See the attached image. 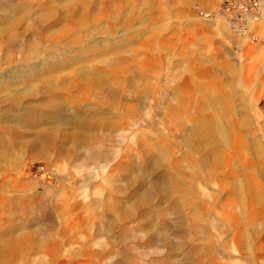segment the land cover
<instances>
[{
    "label": "rangeland",
    "instance_id": "obj_1",
    "mask_svg": "<svg viewBox=\"0 0 264 264\" xmlns=\"http://www.w3.org/2000/svg\"><path fill=\"white\" fill-rule=\"evenodd\" d=\"M5 1L10 0H0ZM17 1L11 0L12 4ZM25 1L32 13L19 32L38 14V4ZM219 1H63L69 14L50 30L63 26L69 30L59 42L45 44L65 64L53 72L64 74L54 78L53 85L60 79L64 84H58L61 88L53 94L26 95L24 101L39 108L49 94L56 104L50 110L53 115L73 118L74 113L85 116L94 111V120L112 118L116 127L99 131L109 135L105 142L89 144H73L74 130L60 127L52 134L56 146L29 147L16 157H0V264H119L123 258L124 264L184 263L178 247L184 238L170 233L167 244L157 238L163 223L177 224L176 214L169 211L170 197H150L134 206L133 217L121 222L113 218L116 204L134 205L128 198L131 190L143 195L136 181L145 143L164 145L180 161L184 173H171V182L185 201L182 229L190 237L187 246L203 247L202 264H264V162H256L251 148L253 142L254 148L256 142L264 147V19L257 24L261 26L254 43L241 40L220 19L208 21L199 15L200 10L217 7ZM45 52L42 47L38 57L30 59L23 51L26 57L20 56L25 57L26 66L14 53L7 73L20 69L21 81L38 73L45 58L50 59L47 64H56ZM82 68L114 74L122 91L109 96L103 88L74 86ZM1 72L4 79L7 75ZM134 85L144 88L141 97L132 96ZM210 86L227 103L228 121L237 123L227 129L229 141L239 135L244 143L242 152L232 150L230 169L241 173L239 166L249 165L246 173L259 184L255 202L246 197L243 211L235 203L219 204L231 194L208 185L207 177L199 174L203 170L199 155L190 153L182 141L183 125H189L197 113L219 114L209 103ZM104 96L116 106H109ZM129 104H136L134 114L125 111L124 105ZM13 122L12 118L6 121L10 126ZM60 132L72 136L62 140ZM91 153H98V158L83 163ZM130 165L136 168L130 171ZM148 171L146 179L157 172L151 166ZM148 210L152 227L142 229L140 215ZM170 245L173 255L167 258Z\"/></svg>",
    "mask_w": 264,
    "mask_h": 264
},
{
    "label": "bare ground",
    "instance_id": "obj_2",
    "mask_svg": "<svg viewBox=\"0 0 264 264\" xmlns=\"http://www.w3.org/2000/svg\"><path fill=\"white\" fill-rule=\"evenodd\" d=\"M33 1V3L38 4V11L36 10L38 12L37 17L31 23H28L21 32H19L20 30L18 27L24 20L26 21L29 19V16L32 13L31 10H27V2L25 0H18L14 4H12L11 0L0 2V72L6 69V71L1 73L7 75H5L6 77L4 79L0 75V95L1 93H4V96L0 98V157H16L18 154L25 152L29 147L47 149L50 146H56L57 140L52 137V134L55 130H60L57 129L60 127H67L74 130L76 138H72L73 144H89L90 142L95 141L105 142V140L109 138V135L105 133L100 134L99 131L103 130L108 132L110 129L114 130L116 127V122L112 118L94 120V111H88V114L85 116H80L79 114L74 113L72 115L74 116L73 118L64 116L59 117L51 114L50 110L56 106V104L50 101L48 96L49 94H53L54 89L61 88L60 85L64 84L60 83L62 81V79H60L59 81H56V83L60 85H53L54 78H60L64 75H54L55 73L53 72L64 68L65 64L62 63L63 61L59 54L56 53V51H53L48 44L50 42H59L63 39V34L69 30V26H63L53 32H51L50 28L55 22H58L59 20L64 21L69 14V9L64 5V0ZM262 2L264 4V0H262ZM104 4H108V1L104 2ZM44 5L47 7L42 8ZM53 18L57 19L53 21ZM204 19L208 21L212 19H220L224 23L225 28H227L224 19L219 16H212L209 19ZM20 39L23 41L19 42ZM46 42L48 44H45ZM19 43H21V45ZM3 47H8V49L5 51ZM42 47L43 50L46 51V57L54 59L53 62L56 64H47V61H50V59L45 58L43 62L44 66L39 69L38 73L30 74L26 80L21 81L18 78V75L21 72L20 69L15 72L12 70L7 73L8 64L12 63L15 58L14 53L17 55L19 54V56H25L23 55V51H26L27 58H37ZM8 52L12 54H8ZM21 56L19 58L23 60V63L26 66V56ZM124 67L125 66H121L119 68L124 70ZM73 83L74 86L78 87L83 86L84 88H91V86H95L99 89L103 88L108 92L109 96L119 93L123 89V87L121 88V82L114 74L109 72L97 74L91 69L83 68L77 71ZM261 84L262 83H259L258 85L260 86L259 89L262 87ZM17 85L22 86V89L19 90ZM132 88V96L133 93L137 94V97H141L144 94L142 93L144 88L135 85L132 86ZM210 88L213 92H211L209 96V103L219 111V114L204 116L199 112L194 117L192 116L193 118L190 120V124L183 125L181 131L182 141L190 153L199 155V161L203 169H199L202 172L199 174L207 177L206 181L208 185H215L219 191H228L231 194L219 204L223 205L224 203L226 205L228 202L235 203L243 211L246 209V197L250 199V201L252 200L255 202L259 184L256 182L255 177L249 176L246 173L245 169L249 167V165H240L239 170H242L241 173L237 170L230 169L232 150L242 152L244 143L242 142V136L240 137L239 135L229 141L227 129L229 127L235 128L234 125L237 123L234 120L228 121L226 118V114L229 111L227 103L222 100L218 93H214V90L217 91V89L211 86ZM40 92H48L49 94L48 96L42 95L44 97L42 100L44 101L40 102L39 108L32 107L27 101H24L26 95L34 97ZM106 98L107 97L104 96L103 100L107 102L109 106H116L114 100L110 101L109 98ZM5 101L7 102L6 105H4ZM166 101L167 99H165L164 102ZM124 109L130 114H134V112L137 111L136 104L124 105ZM11 118L14 121L13 126L6 123V121ZM21 127L24 128L22 129ZM36 130H39V132L34 134ZM61 134L62 140H68L70 136H72L69 132H62ZM138 140L144 141V138L139 137ZM143 145L144 148L140 152L141 162L137 165L140 173L138 174L136 181V185H139L143 190V195L140 194L141 192H134V190H131L128 194V198L133 199L134 205L126 207L122 204H116L112 212L113 218L116 219L117 222H121L122 220L133 217L135 211L134 206L143 204L150 197L159 196L164 200L167 197H170L172 205L169 211L176 214L177 224L175 223L176 225H173L174 227H172L171 225L163 223L160 226L162 228L159 229L160 231H158L157 238L166 244L168 243L170 233L176 234L179 238H184V242L179 241L178 243V247H180L181 252L184 253V263L182 264H202L199 253L200 251L202 252L203 247L192 249L187 246L190 237L186 235L187 233L182 229L185 222L183 215L185 201L180 196L176 195L175 185L177 184L171 182V173H184L180 161L173 159L170 151L162 144L150 146L148 143H145ZM251 148L256 162H259L260 164L263 163L264 147L256 142L254 148L253 142ZM59 151L63 153L61 149H59ZM86 156L87 157H85L83 161L85 164L90 161H95L99 154L91 153ZM197 164L200 165L199 163ZM149 166L154 167L157 170V174L155 173L150 179H146V172H150L148 171ZM250 166L252 167V165ZM134 168L136 167L133 165L128 166V170L130 171ZM193 175L196 176L198 174L195 173ZM211 198H213V196ZM216 202L217 200L214 199L212 202L213 208L215 207V204H217ZM140 217L142 219L140 228L146 229L152 227L150 224L153 219L152 211H145ZM247 239H249V237H247ZM169 247L170 250L166 255L167 258H170L173 255L171 245ZM124 261L125 259L123 258L122 260H119L118 263L124 264Z\"/></svg>",
    "mask_w": 264,
    "mask_h": 264
},
{
    "label": "built area",
    "instance_id": "obj_3",
    "mask_svg": "<svg viewBox=\"0 0 264 264\" xmlns=\"http://www.w3.org/2000/svg\"><path fill=\"white\" fill-rule=\"evenodd\" d=\"M199 15L207 19L223 18L231 35L254 43L257 39L255 28L264 18V4L262 0H220L215 9L200 10ZM235 46L241 47L239 43Z\"/></svg>",
    "mask_w": 264,
    "mask_h": 264
},
{
    "label": "crops",
    "instance_id": "obj_4",
    "mask_svg": "<svg viewBox=\"0 0 264 264\" xmlns=\"http://www.w3.org/2000/svg\"><path fill=\"white\" fill-rule=\"evenodd\" d=\"M262 21H263V20H262ZM260 26H261V25H260ZM260 26L258 25V26L255 28V29H256L255 31L258 32V31L260 30ZM257 32H255V33L257 34ZM243 44H244V43H243Z\"/></svg>",
    "mask_w": 264,
    "mask_h": 264
}]
</instances>
